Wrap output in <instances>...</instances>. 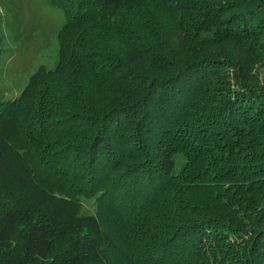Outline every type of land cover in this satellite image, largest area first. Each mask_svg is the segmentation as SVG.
Segmentation results:
<instances>
[{
	"label": "trees",
	"instance_id": "obj_1",
	"mask_svg": "<svg viewBox=\"0 0 264 264\" xmlns=\"http://www.w3.org/2000/svg\"><path fill=\"white\" fill-rule=\"evenodd\" d=\"M49 1L54 64L0 97V264H264V0H161L174 41L154 0L140 26L132 0Z\"/></svg>",
	"mask_w": 264,
	"mask_h": 264
},
{
	"label": "rangeland",
	"instance_id": "obj_2",
	"mask_svg": "<svg viewBox=\"0 0 264 264\" xmlns=\"http://www.w3.org/2000/svg\"><path fill=\"white\" fill-rule=\"evenodd\" d=\"M154 1L158 5H161L154 11V14H158L161 19L160 27L166 34L167 39L174 41L175 35L177 36L178 33L175 26L176 18L165 6L168 5L167 2L160 0L158 3L156 0ZM135 2L136 0L130 1L127 12L132 22L140 26L141 24L133 14L136 10L135 5L137 2ZM139 14L142 15V12L139 11ZM63 20L64 14L61 8L52 4L49 0H0L1 98H13L18 95L23 87H25L31 72L40 64L48 67L54 64L58 51L56 35ZM122 26L123 23L119 20H114L113 24L110 25L112 28H120ZM116 34L113 33V35ZM147 34L149 35L150 33ZM116 37L115 41L110 39L109 42L117 47L120 46L119 43L126 40L124 35ZM91 72L83 75L84 80L87 82L91 79ZM259 72V70L256 71V73ZM10 136L11 140H13L17 137V134L13 133ZM177 155L180 156V153H177ZM178 156L176 168L180 165ZM6 160L8 161V167L16 168V172L21 171L23 166L20 164V161L15 160V163L11 162V156H7ZM55 171L58 175L60 174L61 179H68L61 168H56ZM94 196L87 195L82 197V200L76 204L64 205L65 207L63 206L64 208H62L63 213H66L72 219L73 217L92 212L94 210ZM104 217L105 223L106 219H108V211ZM3 248L4 245L0 244V252ZM51 255L52 253L48 252V261ZM29 262L26 261V264H31ZM35 264L40 263L36 261Z\"/></svg>",
	"mask_w": 264,
	"mask_h": 264
}]
</instances>
